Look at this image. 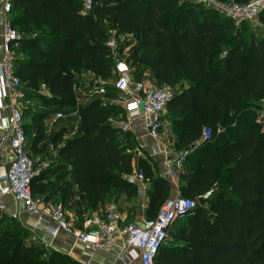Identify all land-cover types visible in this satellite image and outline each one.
Masks as SVG:
<instances>
[{
  "label": "trees",
  "instance_id": "trees-1",
  "mask_svg": "<svg viewBox=\"0 0 264 264\" xmlns=\"http://www.w3.org/2000/svg\"><path fill=\"white\" fill-rule=\"evenodd\" d=\"M82 7L83 0H11L8 22L19 35L14 70L29 97H38L44 85L50 103L65 111L76 105L80 73H92L105 87V97L78 108L76 133L67 139L66 128L45 137L43 114L29 110L37 120L35 135H28L25 124L24 131L35 163L44 159L46 143L37 144L47 139L62 143L56 159L70 168L48 182L41 169L31 180L32 194L47 201L57 190L63 205L73 183L93 211L123 194V225L134 221L137 186L125 178L134 165L130 133L110 121L123 113L112 103L110 82L118 74L113 54L122 50L107 44L109 30L131 35L124 59L132 79L149 78L173 90L165 111L180 132L178 146L194 151L203 128L213 132L211 141L201 143L196 167L179 174L185 182L179 194L196 201L215 191L204 207L196 205L172 224L156 264H264V128L252 112L264 100V28L246 38L247 22L236 27L225 14L188 0H92L84 14ZM258 19L264 23V9ZM137 171L151 181L146 219L153 218L169 199V184L152 178L146 162L139 161ZM26 235L17 220L0 217V264H77L27 243Z\"/></svg>",
  "mask_w": 264,
  "mask_h": 264
},
{
  "label": "built area",
  "instance_id": "built-area-1",
  "mask_svg": "<svg viewBox=\"0 0 264 264\" xmlns=\"http://www.w3.org/2000/svg\"><path fill=\"white\" fill-rule=\"evenodd\" d=\"M213 8L229 17L236 27L244 22L258 19L264 9V0H249L238 4L233 1L220 3L216 0H188ZM92 0H83L82 13L91 10ZM2 13L7 16L11 11V0H1ZM257 28H264V23L255 22ZM129 35H117V41L109 39L107 44L112 50L124 44ZM131 36V35H130ZM19 49V35L8 20L3 24L1 34L0 56V156L8 157L7 168L0 173V217L6 214V202L12 201L32 215H47L49 218L48 232L51 237L60 232H66L79 242L86 252L108 250L118 236L125 252L133 253L132 258L140 264H156L160 248L168 239L169 230L175 221L185 219L197 205L191 198L181 197L180 194L168 199L161 205L153 218L145 219L141 226L123 225V213L116 203H108L101 213L94 215L91 229H77L69 224L63 205L54 203L47 211L46 201L31 192V180L39 172L32 154L27 148L24 131L23 112L33 105L32 100L24 91L19 77L15 74L14 60ZM116 97L114 103L120 104L125 110L126 120L121 126L123 132L128 128L129 121L137 116L148 118L147 133L152 139H158L159 130L163 125V114L167 102L171 99L173 90L167 85H157L152 79L145 78L134 81L128 72L118 73L112 82ZM41 89L47 91L42 85ZM47 94L50 93L47 91ZM105 94L103 83L95 81L92 91L88 94ZM73 114L57 112L53 123L63 117ZM256 121L264 128V109L256 115ZM213 138L209 128H203L200 142L206 143ZM50 151L57 149L50 145ZM190 150H184L176 160L181 167L189 156ZM38 160V159H37ZM137 177L144 181L141 171ZM47 211V212H46ZM17 220L19 212L8 215Z\"/></svg>",
  "mask_w": 264,
  "mask_h": 264
},
{
  "label": "crops",
  "instance_id": "crops-1",
  "mask_svg": "<svg viewBox=\"0 0 264 264\" xmlns=\"http://www.w3.org/2000/svg\"><path fill=\"white\" fill-rule=\"evenodd\" d=\"M1 0H0V56H1V34L3 31V24L6 20H8V15L5 16L2 13ZM111 40H118L115 32L113 36H110ZM132 41V36H127L125 39L124 45L120 46L119 49L122 50L121 57L124 59V54L127 52L130 43ZM115 70V69H114ZM131 74V70L128 71ZM149 70L144 71L145 76H149ZM78 83L80 88L83 90L88 89L92 91L93 83L95 81L103 82L97 77H95L90 72L80 73L77 76ZM42 85L36 90L38 97L31 98L29 97V93L26 88L24 91L27 93V96L32 100L33 105L30 108H26L24 111H32L37 113H42V127L43 133L45 137L52 135L55 132L60 131L62 128L67 129V134H65L64 139L70 138L75 135L76 127L78 123V114L77 110L79 107H83L99 97H92V94H88L81 92L80 94L76 91V105L73 108H67L65 111L59 110L56 105L53 110V114L51 116V124H56L59 120L53 123V118L55 113L62 112L63 114H73L72 117H63L61 119H67L62 124H58L57 129L54 130L53 127H45L44 125V117L45 113L43 109L51 108L48 105H51L52 96L47 94L48 91H43L41 89ZM261 102L264 103V100ZM114 103V102H113ZM34 104L38 106V108H34ZM116 104V103H115ZM121 106L123 115L118 114L110 119L111 123L117 127H121L125 118V110L122 105ZM42 108V110L40 109ZM163 125L159 130L158 139H152L149 137L146 128V122L148 118L144 116H137L129 121L128 128L126 131L130 133V142L133 146L132 154L134 156L133 160V170L132 172L125 176L126 179L132 181L137 186V197L135 202V215L133 225L141 226L143 221L148 216V205H149V197L148 191L151 188V181L144 180L140 181L137 177V168L139 165V161L146 162L150 167L151 177H160L165 179L169 184V199L179 194V185H184L185 182L179 179V174L182 171L187 169H193L198 164V161L201 158V142L200 140L197 142V149L192 151L190 149L189 158L184 162L181 167H178L176 164V160L180 156V153L184 151V149L180 148L177 144L178 136L180 132L173 125V119L168 114L167 111L163 114ZM70 120H74V123H70ZM34 134L32 135L34 137ZM46 141L38 142V147L42 146ZM56 149L62 146L61 144L53 145ZM27 148L31 152L30 148L27 145ZM196 148V146L194 147ZM51 155L48 156L47 162L45 163V167L50 163L51 165L48 168H44L46 170L45 177L43 178L44 182L53 181L56 175L59 172L69 171L70 168H65L64 165L57 161L56 159V151H50ZM32 154V152H31ZM8 157L5 154L0 156V173H2L7 168ZM68 181L72 183L70 178ZM61 199L60 193L57 190H52L48 196L47 204L45 205V209L48 211L50 206L54 203L58 202ZM108 203H116L123 213V218L127 217L126 211V199L125 195H114L110 201H108L105 206L100 210H90L86 198L81 195L78 188L75 184L72 183V188L69 194L63 201V208L66 214L67 221L69 224L77 229L87 228L91 229V218L101 213ZM18 211L19 217L17 221L21 225L23 229H25L34 243L42 244L46 249L50 251H54L60 254H63L75 261L77 264H140L138 259L132 258L133 253L125 252L121 239L117 236L114 244L108 250H97L92 252H86L82 245L77 242L74 237L66 232H60L57 236L51 237L48 232L49 226V218L47 215H32L23 210L22 207L15 205L12 201L6 202V214L4 216L8 217V215ZM46 211V212H47ZM157 212V211H156ZM155 212V213H156ZM153 213V215L155 214ZM184 220V219H183ZM178 220V221H183ZM175 225H172L170 229H174ZM170 231V230H169Z\"/></svg>",
  "mask_w": 264,
  "mask_h": 264
},
{
  "label": "rangeland",
  "instance_id": "rangeland-1",
  "mask_svg": "<svg viewBox=\"0 0 264 264\" xmlns=\"http://www.w3.org/2000/svg\"><path fill=\"white\" fill-rule=\"evenodd\" d=\"M258 20H259V19H257L256 21H253V22H251V23H250V22H247L246 24L242 25V33H243V35H244L246 38H248L251 34L257 32L258 28H257L255 22H258ZM106 26H107V25H106ZM109 33H110V36L112 37L114 31H113V30H111V31L109 30ZM122 45H124V44H120V46H122ZM115 78H116V76H114V77L110 80V82H113ZM76 91L80 94L81 92L86 93V92L88 91V89L83 90L82 88H80L79 83H77V85H76ZM106 91H107V90H106ZM99 96H100V97H105V94H96V93H94V94L92 95V97H99ZM112 103H113V102H112ZM48 106L51 107V108L43 109V110H44L43 112L45 113V117H44L43 122H44L45 127H53V129L56 130V129H57V126H58L59 123L62 124V123H64L65 121H68V120H67V119H60L56 124L52 125V124H51V116H52V114H53V110H55L54 107H56V106H54L53 103H51V105H48ZM34 108H38V106H37L36 104H34ZM58 108H60V107H58ZM40 109L42 110V108H40ZM263 109H264V103H263V102H260V103L258 104V107H257L256 109L254 108V109L252 110V112H253V113H256V115H257V113H258L259 111L263 110ZM23 121H24L25 129H26L28 135L32 137V135L34 134V131L32 130V124L35 123V122L37 121L36 118L33 117L29 111H24V112H23ZM69 122H70V123H74L75 121H74V120H70ZM48 137H49V136H48ZM44 141H46V142H44V143H46V144H45V148H44V150H45V152H44V159H43L42 161L37 162V168L39 169V171H40L41 169H44V168L46 169V168H48V167L51 165V164L49 163V164L45 167V165H46L45 163L47 162V158H48V156L51 155V153H50V145H51V144L49 143V141H48L47 139H45ZM36 161H38V160H36ZM171 230H172V229H171ZM169 234H170V233H169ZM168 241H169V238L167 239V241L165 242V244H166ZM26 242H27V243H31V242H34V240H32V238L30 237V235H28V236L26 235Z\"/></svg>",
  "mask_w": 264,
  "mask_h": 264
},
{
  "label": "water",
  "instance_id": "water-1",
  "mask_svg": "<svg viewBox=\"0 0 264 264\" xmlns=\"http://www.w3.org/2000/svg\"><path fill=\"white\" fill-rule=\"evenodd\" d=\"M113 62H114L115 70L117 73H124V72L129 71V68L126 65L125 59H123L119 53L115 52L113 54ZM214 191H215V189L212 188L208 192H206L205 194L197 197V199H196L197 205L200 207H204L206 205V203L208 202L209 198L214 193Z\"/></svg>",
  "mask_w": 264,
  "mask_h": 264
}]
</instances>
